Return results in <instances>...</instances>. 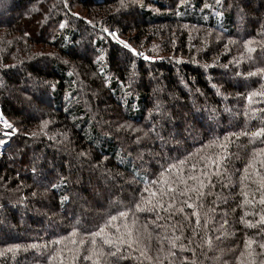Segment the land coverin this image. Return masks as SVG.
<instances>
[{
	"label": "trees",
	"instance_id": "obj_1",
	"mask_svg": "<svg viewBox=\"0 0 264 264\" xmlns=\"http://www.w3.org/2000/svg\"><path fill=\"white\" fill-rule=\"evenodd\" d=\"M121 3L0 0V112L20 128L0 149V264H92L83 259L92 248L87 233L101 226L97 246L123 256L100 257L103 264H153L140 257L145 246L164 264H236L249 239L260 252L264 192L256 171L264 175V156L247 173L245 166L264 138L229 134L264 127V97L248 99L264 91V0ZM111 30L139 53L152 54L141 50L151 42L172 54L143 60ZM169 164L183 172H165ZM190 175L204 181L199 200L179 194L184 184L169 191L164 183ZM245 192L254 203H244ZM149 199L155 211H136ZM110 216L117 219L108 223ZM125 225L139 231L138 244H102L126 239Z\"/></svg>",
	"mask_w": 264,
	"mask_h": 264
},
{
	"label": "snow or ice",
	"instance_id": "obj_2",
	"mask_svg": "<svg viewBox=\"0 0 264 264\" xmlns=\"http://www.w3.org/2000/svg\"><path fill=\"white\" fill-rule=\"evenodd\" d=\"M67 6V5H66ZM121 6H124L123 4V0H122V3H121ZM73 15H78L76 13H73ZM61 27H63V24H61ZM120 43L124 44V41H120ZM246 44L247 43H250V42H245ZM125 47H128L126 44H125ZM249 51H253V49L249 48L248 49ZM133 51H135L133 49ZM264 71V70H262ZM248 75H256V73H249ZM253 96H261V97H264V91H261V92H255V93H249L248 94V99L249 101L252 100ZM257 110L253 109V113L255 114ZM261 111H264V110H261ZM7 123V122H5ZM47 125V122H44V126ZM35 135V134H34ZM229 135H235V136H239V135H244V136H251L253 138H264V127H259L257 128L255 131L253 132H240L238 134H229ZM227 139V137L225 138ZM4 143V141L0 140V144ZM210 143H215V140H213L212 142ZM221 148H226L227 147V144H222L220 145ZM260 155V156H264V148H259V149H254V155L253 157L249 160L248 164L245 166V173L248 172V169L250 167H253L254 166V161H256V156ZM192 156V153H189V157ZM202 159H204L202 157ZM207 159H209L211 161V163L213 165H215L216 169H220L221 165L219 163V161L217 159H213L211 157H208ZM220 159H223V157H221ZM178 164L180 165H183L185 163H187V160H179L177 162ZM258 164L260 166V168L264 169V159H260L258 161ZM192 168H196L197 165L195 163H193L191 165ZM204 167L206 168L207 165H204ZM177 170L179 172H183V168H179L177 169V164H169L168 165V168L165 169L164 171L165 172H168V171H172V170ZM216 175H218V171L216 173H214ZM164 173L162 172L161 173V176H163ZM202 176L206 177L207 180H208V185L210 186L211 185V180H212V177L209 175V173L207 171L205 172H202L201 173ZM256 176L258 177V190L259 191H262L264 192V175H261V172L260 171H256ZM244 177H242V180H243ZM189 180H192V181H195L196 184H194L192 187H189L188 186V181ZM153 183H156V182H153ZM164 183H166L167 185V188L169 191H173L175 190L173 188V185L175 184H184L185 187L183 189V191H180L179 194L181 196H184L186 193H190V192H195L196 195H197V199H201V197L204 195L203 192L200 191V189L204 188L205 187V184H204V181L199 179L197 176L195 175H190V176H187L186 178L184 176H180L178 179H175L171 182H167V181H164ZM196 185H198L199 187H197ZM53 187H55V185H53ZM243 187V185H242ZM145 191H148V189H145ZM168 193L167 192H164V193H157V192H152L151 193V196H157V195H167ZM243 195L245 196V200H244V203L245 204H250V203H254L253 200H249L248 199V194L245 192L243 193ZM190 199V197H188ZM66 199V197H65ZM173 200H174V197H173ZM152 200L149 199V200H144L142 202H138L136 203L135 205V209L136 211L138 212H144V211H147V212H153L156 210V206H152V207H149L148 205H152ZM157 205L161 208H163V202L162 200L161 201H157L156 202ZM259 203L261 205H264V195H261L260 198H259ZM188 207H193L192 204H187ZM165 211L167 209H164ZM178 211H183V208H179ZM129 215V212L128 211H121L118 213V216L119 217H127ZM134 215V214H133ZM192 215L196 216L197 217V223H199V213L198 212H193ZM247 215V213L245 214ZM260 215V220L257 222L258 224L260 225H264V213H259ZM160 217L157 216V219H159ZM117 219V216H110L109 217V221L108 223H110L111 221H115ZM243 220V217L241 218ZM133 225H135L136 223V220L133 219L132 221ZM205 224H207V220L205 219L204 221ZM224 223H227V221H225ZM249 224V226H252L251 225V222H247ZM142 227L144 228L145 231H147V224H144L142 225ZM125 228L127 229L126 230V239L123 237V236H120V237H117V239L114 241L112 240L111 238H103L102 239V244L103 245H109V246H115L117 244H127L128 247H134L136 244H138L140 242V233L138 230H136L134 227L133 228H127V225H125ZM75 229L73 230V235L75 234ZM120 229L119 227H117V232H119ZM103 233H104V227L101 226L99 228L98 231L96 232H89L87 233L88 236H90L92 239H91V244H92V248L89 249V254L88 255H85L83 257L84 260H92V264H103L102 260L100 259V257H113V258H117V259H122L123 256H118V253L120 252V249L117 248L116 251H108V252H105L103 251L102 247H98V242L96 240V237L98 236H103ZM149 239H151V237L149 236ZM209 247L212 246V240L211 238H208L206 241H205ZM80 244H84L85 241L84 240H80L79 241ZM189 243H191V241H189ZM254 243H257L256 241H253L251 239L247 240L245 242V249H247L248 251L245 253V252H241L239 256L236 257V264H264V243H258V247L260 249V252H254V250H252V245ZM18 247V246H16ZM32 247H35V245H32ZM172 247H176L175 243H172ZM181 248L184 247V245H180ZM7 252H13V248H8L6 249ZM160 252H163V245L161 244L160 246V249H159ZM95 253V257H94V254ZM0 255H4V252L0 251ZM176 254L172 251H169L167 253V256H170V257H174ZM140 257H143L149 261H153V264H164V260L160 258L159 255H157L155 258L151 255H148L147 254V246H145V249L144 250H141L140 251ZM245 257H247V259H245ZM258 257H261V259H257ZM49 259L51 260L52 257H49ZM185 260H187V257H185ZM169 264H171V262H169ZM191 264H196V261L193 260L191 262Z\"/></svg>",
	"mask_w": 264,
	"mask_h": 264
},
{
	"label": "rangeland",
	"instance_id": "obj_3",
	"mask_svg": "<svg viewBox=\"0 0 264 264\" xmlns=\"http://www.w3.org/2000/svg\"><path fill=\"white\" fill-rule=\"evenodd\" d=\"M55 6H56V5H55ZM55 6H54V7H55ZM150 8L154 9V6H153V5H150ZM111 31L114 32L113 30H111ZM111 31H109V32H107V33H108V35H109V36H110L115 42H117L118 44H120V45L123 46V47H125V44H126L128 47H125V48L130 49V51H131L132 53L136 54L137 57H140V58H142V59H144V60H150V61L155 60V61H157L158 58H162V57L170 56V55L172 54V52H164V51L159 52V50H161V49H157V50L152 49V48L155 47V46L152 45L151 42L145 44L141 50L145 49V50L149 51V52L152 53V54H148V53H146L145 51H140V53H139V50H137V49H134L135 51H133V48H131V47L125 42V40H124V44L120 43V41H123V39H121V38H120V39L117 38L115 32L110 34ZM85 41H86V39L84 38V39H83V42H85ZM190 42H191V40L189 41V44H190ZM189 44H188V45H189ZM188 47H189V49H191V46H188ZM173 49H175V47H173ZM48 53H49V51L46 52V54H48ZM42 54H44V53H41V54H39V55H42ZM157 56H158V57H157ZM15 72H17V73H21L20 70H16ZM13 74H14V72H13ZM32 82L34 83L35 81L33 80ZM137 82H138V79L136 78V79L133 81V84H136ZM30 88H31V87H30ZM25 91H27V90H25ZM26 104H27V103H26ZM27 108H29L28 111H29V113H30L31 115H36V114H37V109H35L33 106H29V105H27ZM30 108H31V109H30ZM4 118H5L4 120H5L7 123L5 124V126L0 124V140L4 141V143L0 144V149H2V147H3L5 144H7L9 141L13 140V139H11V138H13V136H16V135H18V134L20 133V131H19L20 128H19L18 125H13V123H11V122H10L5 116H4ZM2 126H4V127H2ZM10 139H11V140H10Z\"/></svg>",
	"mask_w": 264,
	"mask_h": 264
},
{
	"label": "built area",
	"instance_id": "obj_4",
	"mask_svg": "<svg viewBox=\"0 0 264 264\" xmlns=\"http://www.w3.org/2000/svg\"><path fill=\"white\" fill-rule=\"evenodd\" d=\"M153 61H155V60H153ZM5 122L6 121L4 120V118H3V116H2V114L0 112V124L5 126V124H6Z\"/></svg>",
	"mask_w": 264,
	"mask_h": 264
},
{
	"label": "bare ground",
	"instance_id": "obj_5",
	"mask_svg": "<svg viewBox=\"0 0 264 264\" xmlns=\"http://www.w3.org/2000/svg\"><path fill=\"white\" fill-rule=\"evenodd\" d=\"M130 50V49H129ZM136 55V54H135ZM144 60V59H143Z\"/></svg>",
	"mask_w": 264,
	"mask_h": 264
}]
</instances>
